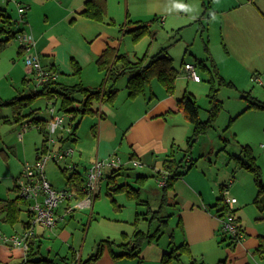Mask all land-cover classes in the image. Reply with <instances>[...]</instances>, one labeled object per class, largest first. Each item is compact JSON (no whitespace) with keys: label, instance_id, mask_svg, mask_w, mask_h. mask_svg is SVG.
I'll return each instance as SVG.
<instances>
[{"label":"rangeland","instance_id":"374dc122","mask_svg":"<svg viewBox=\"0 0 264 264\" xmlns=\"http://www.w3.org/2000/svg\"><path fill=\"white\" fill-rule=\"evenodd\" d=\"M253 1L264 8V0ZM241 3H243V0H130L128 21L149 22L157 17V22L151 28L152 31H155V35L153 37L146 35L134 41L129 34L122 36L119 34L118 39L120 40L116 43V49L119 53L127 54L131 60H135L145 54L149 56L161 48H166L167 53L173 60V66L179 73L175 84L180 85L186 93H193L194 96L191 97L199 107L198 114L201 121H206L209 117L210 109H212L214 103V99L209 98V93L213 94L215 91L216 100L220 107L214 121L211 123V127L194 138V141H191L193 137L192 126L183 117H180L185 120L187 127L180 126L177 131L178 138L175 140L174 148L170 154L172 157H174V153L175 156L180 154L177 162L183 165L190 166L193 163L190 168L193 169L192 181L206 191H214V203L221 204L217 198L220 197L223 186H227L228 189L224 187L222 197L227 189L230 192H228L230 197L239 200L238 204L241 203L240 198H242L243 205L238 211L239 215L244 213L242 224L264 233V208L259 209L256 206L257 204L254 203L257 195L256 181L251 172L240 168L237 160L240 151L243 154L247 152V156L253 157L255 165L259 168L260 181L264 185V110L246 109L248 107L247 93L264 102V21L260 20V23H258L253 19L243 23L236 17V19H232L236 22V27L227 32L223 24V15L219 16L218 14V11L229 10ZM2 7L10 14L11 19L16 21L14 28L18 29L19 19L15 17L16 8L13 1L6 3L4 0H0V8ZM245 8L243 7L240 10H245ZM261 11L264 13V10ZM249 12L246 9V17H250ZM232 16L233 12L228 15V18ZM162 21L163 23H160ZM17 44V40L11 39L2 45L3 50L0 49V101L2 102L12 101L29 95L30 92L36 90L35 79L30 75L31 69L24 65V60L28 54L18 59L13 47L10 48V45L18 47ZM211 61L216 65L218 75L225 83L218 84V77H215L212 71ZM182 62L196 65L194 66L200 77L199 83H195L188 78ZM198 63L205 64L211 73L208 74L205 69H201V65H198ZM97 76V74H91L89 78L100 83L101 80H97ZM212 81H214V86ZM61 82L66 86L80 83L78 77L68 78L65 76H61ZM229 82L230 85L227 84ZM125 83L126 78L122 77L115 85L117 98L115 97L113 107L118 114H124L121 125L130 123L131 115H129L127 107L134 104L126 97ZM99 85L87 87L98 88L101 86ZM177 93L180 95V92ZM79 96L76 99H80L81 96ZM167 96L158 81L154 79L146 90L144 98L147 102L152 101V104H154ZM142 98L138 99L141 101L135 102H142ZM47 101L44 96L31 98L23 113L28 114L30 111L39 110V117L43 121H50V115L46 111ZM59 104V101H57L56 109H58ZM79 106L78 102L74 104L76 108ZM109 119L112 120L110 117ZM77 123L74 133L77 136V141L73 144L69 143V145L77 152L81 149L77 148V145L83 146L85 144V151L89 152L91 150V142L89 141L92 137L91 127L95 123L94 114L79 115L72 122V124ZM25 124H27V121L22 123L12 122L11 107H0V233L5 235L18 230L21 222L26 219V215L21 213L18 222L12 225L8 224L4 219V213L1 211L3 201L11 200L16 196V192L13 190L15 180L20 176L25 163H34L37 150L41 148L43 141L42 133L34 125L21 134V126ZM45 127L46 125L44 130ZM59 136L60 133L58 132L54 135L55 138ZM68 136L69 133L64 134V138ZM71 138L74 137L71 136ZM89 142L90 144H88ZM48 146L50 144L45 142L44 148ZM113 156L120 158L122 162L127 161V151L124 145L118 148ZM186 157L188 158L187 161H185ZM84 160L85 158L82 159L81 163L85 164ZM81 163L79 164V170L84 177L86 170L83 169L84 165ZM154 163L155 168L159 169L162 161L156 160L149 167L146 162L141 167H134L131 161L126 162L123 173L126 175L123 177L121 175V181L132 188H138L144 182V189L151 188L153 193L144 191L143 194L141 191V199H149L150 207L156 210L161 191L154 182ZM62 168H65V162L58 165L48 163L45 168L47 179L57 189L65 188L66 177L69 175V170L63 173ZM140 173L146 176L142 178L144 180H137L136 175ZM103 174L105 175V170ZM110 197L105 195L104 189L101 198L107 200L108 203L124 200L127 206L124 213L129 214V210H131L132 215L135 214L133 207L128 206V204H133L134 200L128 197L126 193H111ZM118 203L120 204V202ZM145 210L144 207V212ZM172 213L173 216L167 219L166 227L162 226L158 237L149 243L153 245V248L167 252L171 247L170 234L172 232L175 233L173 244L179 245L181 243V240L177 238L178 213L176 211L165 208L159 214L158 220H152L151 217H148L149 221H153L151 225L150 222H143L137 216L131 219L130 224L134 227L135 221L138 220L137 225L140 229L153 233L158 224L163 221L162 217ZM227 217L228 214H224L222 219ZM85 222L86 220L82 224ZM100 222L103 223H101L99 230L97 229L98 223H94L89 229L88 227L86 229V244L82 254L83 261L94 253H86L88 247L92 244V239L96 242V247L102 243L104 238H107V235L113 239V236H111L112 229L102 228L104 221ZM78 229L77 231L82 235L83 232L80 228ZM93 235L99 238H94ZM41 248V254L44 256L47 250L46 245L43 244ZM55 252L56 250L53 251V253ZM2 254H0V264H22L24 259V254L20 255L17 250H7L4 255ZM59 254L64 253L60 252ZM224 254L222 257H224ZM255 257L257 264H264L258 255H255ZM49 259L58 262L55 256ZM217 259L209 254L204 261L200 257L198 259L189 255L183 256L181 260L184 264H221L219 263L220 260Z\"/></svg>","mask_w":264,"mask_h":264},{"label":"crops","instance_id":"0c3cea01","mask_svg":"<svg viewBox=\"0 0 264 264\" xmlns=\"http://www.w3.org/2000/svg\"><path fill=\"white\" fill-rule=\"evenodd\" d=\"M4 1L6 3L13 1L16 8L14 12L16 15L15 17L21 21H18V29L16 30H20V33L28 34L33 38L35 45L32 52L38 57L41 65L46 70L57 74L56 81L58 83L65 85L61 82V76H65L68 78L78 77L79 82L86 87L98 84L102 85L104 77L96 67V60L107 47L117 48L116 43L120 40L118 36L119 34L120 36L124 35V28L127 27L125 22L129 20L130 0H105V16L101 22L81 16L86 0ZM243 7H246L245 10H240ZM19 8H24L22 14L18 12ZM0 9H4V7ZM246 9L250 11V17H246ZM261 10H264V8L254 3L253 0H243V3L239 6L232 7L229 10L225 9L218 11V14L219 16L223 15V24L228 32L236 27V22L232 20L236 19V17L243 23L253 19L258 23H260V20L264 21V17L262 18L264 13ZM232 12L233 16L228 18V15ZM160 23H163V21ZM14 40L16 41V39ZM17 45L18 47L16 45H10V48L13 47V51H15L19 59L22 58L25 53L20 48L19 43ZM0 49L3 50L2 47ZM74 61L80 67L79 76L73 73L72 63ZM91 74H97L98 76L96 78L97 80H101L100 83H97L98 81H92L89 78ZM30 75L34 78L32 72ZM177 92H180V95H178ZM184 93H186V91L182 89L180 85L175 84V91L171 96L168 95L154 104H152V101L147 102L145 100V94L134 99H129L126 96L127 99L134 104H132L133 106L127 107L129 109L128 113L131 115L130 123L123 125H121V119L124 114H118L113 107L115 99L112 104L93 102L92 111L94 112L95 123L93 127H91L92 137H90L89 140L91 142V150L86 152L84 148L86 145L84 144L81 146L78 144L77 148L81 149L75 152L72 159L69 160V163L74 165L76 170L80 172L79 164L82 162L83 158H85L83 161L85 164H81L84 165L83 169L86 170L95 160H105L112 157L116 150L124 145L127 151V161H121L122 166L117 168L119 170L114 174L116 175V183L121 185L126 184L121 181L122 177L126 175L123 174L126 162L137 160L141 164L139 167L144 166V162H146L149 167L156 160H161L162 163L159 169L155 168V163L153 164L155 170L154 182L161 191L158 197L159 204L156 210L159 208H161V210L168 208L170 211H176L178 213L176 223V228L178 230L177 238L181 240V243L184 242L187 244L189 256L198 259L200 257L204 261L205 257L210 254L218 258L217 260H220L219 263L221 264H257L254 250H256L259 245V237L264 236V233L242 224L244 213H242V215L238 214V211L243 205L242 198L239 197L241 203L238 204L239 200L234 197L237 206L235 204L233 208H235L234 216L243 233V238L234 246H229L228 242L220 243V226L222 220L219 219L215 210L209 209L215 202V193L214 191L209 192L208 190L207 193L205 189L195 185L191 179L193 169H190L183 176L174 180L168 188L163 189L158 186L157 180L161 178L162 174L165 172L162 169L163 161L171 158L170 153L174 148L175 140L178 138L177 131L181 125H184V128L187 127L186 122H184L185 120L187 121V119L176 106L177 100L180 99ZM187 94L190 96L193 95V93ZM140 97H143L142 102H135L141 101L138 100ZM109 117L112 118V120H110ZM180 117H183L185 120H182ZM73 137L74 138L70 137L66 144L75 143L77 141V136L74 135ZM90 142L88 144H90ZM179 155L180 154H177L175 156L174 153V157L172 158L175 162H177ZM131 157H133V159H131ZM187 160L188 158L186 157L185 161ZM104 170L105 175L103 174L104 178L102 177L101 179L100 192L92 208L75 210L72 214L60 219L53 228L36 227L34 229L35 234L32 236L34 239L33 241L40 246L41 252L42 245H46L47 250L45 256L49 258L57 255L71 257L75 254L78 259L82 260V254L86 244L85 235L87 227L89 229L92 224L98 223L97 229L99 230L101 223H103L100 221H104L102 228L112 229L111 236H113V239L107 235V238H104L102 243L108 240L112 241L113 244L107 245L104 243L100 258L90 264H162L161 257L165 251L153 248V245L149 243L135 250L130 257L112 258L111 251L115 253L120 251H118L119 248L116 245L120 243L125 244L127 242L131 243L135 231L147 233L144 229L142 230L138 227V220L135 221L133 227L132 224H130L131 219L137 216L140 217L143 222L149 223L150 221L147 218H152L153 212L156 210L150 207L149 199H141V191L143 194L144 191L153 193L151 188L144 189V182L143 185L140 184L138 188H132L126 184V189L129 187L134 190L132 192L130 191L134 198L139 196V203L134 201L133 204H128V206L133 207L135 213L133 215L131 210H129V214L127 212L124 213V210L127 208L124 200L108 203L107 200L101 198L104 189L105 195L110 197L107 182L116 169L105 168ZM136 177L141 178L146 176L140 173L136 175ZM138 180L144 179L141 178ZM50 183L53 185L52 182ZM224 187L227 186H223L222 192ZM13 190H15L14 185ZM125 191L119 193H125ZM135 191H138L139 195L134 193ZM227 191L229 192V190ZM118 202H120V204ZM64 207L65 206L62 205L57 210V214H62ZM144 207L146 208L145 212ZM23 213L25 212L23 211ZM171 216H173V213ZM85 220L86 222L82 224ZM25 221H28L27 215ZM23 222H21V226L18 230H14L7 235L0 234L10 236L13 233L22 232L26 227ZM178 223H180V227L177 226ZM151 224L152 223H150V225ZM78 228L83 232L82 235L77 231L79 230ZM172 233L173 238H171V240L174 243L175 233ZM93 237L99 238L95 237V235H93ZM94 242L95 241L92 239V244L86 251L87 254L91 252H94L92 255L95 254L96 242ZM7 250H17L20 255L24 254L23 249L20 247H14L10 243H0V254L3 253L2 255H4V252ZM54 250H56L55 253H53ZM60 252L64 254L60 255ZM223 254L224 257H222ZM260 260H262V263L264 262L263 259L260 258Z\"/></svg>","mask_w":264,"mask_h":264},{"label":"trees","instance_id":"16d2710c","mask_svg":"<svg viewBox=\"0 0 264 264\" xmlns=\"http://www.w3.org/2000/svg\"><path fill=\"white\" fill-rule=\"evenodd\" d=\"M81 16L101 22L105 16V0H86V2L84 3V9L81 12ZM156 22L157 17H154L149 22H129L126 20L125 25L127 27L124 28V34H129L130 36H132V39L134 41H137L141 37L146 35L153 37L155 35V31H152L151 28ZM14 27L15 21L11 19L9 14L4 9H0V48L4 43H7L11 39H15L16 35L20 33V30H16ZM211 63L212 71L215 77H218V84L225 83L224 80L218 75L216 65L212 61ZM182 64L184 65L185 63L182 62ZM198 65H201V69H205L208 74L211 73L210 70L206 68L205 64L198 63ZM96 67L104 77L102 85L98 88H89L82 85L81 83L72 86H66L58 83L55 80L46 83L44 86H42V88L30 92L29 95L22 96L12 101H0V107H11L12 122L22 123L24 121H27L35 125L40 130V133H42L43 141L41 147H43L46 137V131L44 130L46 121H43V119L39 117V110L30 111L28 114L23 113L25 107L29 105L31 98H34L36 96H44L47 100H50L53 96H56V102L59 101L60 103L58 107V110L60 112L73 114L78 117L79 115H83L86 113L94 114V112L92 111L93 102L100 101L105 104H112L117 94V89L115 88L116 82L122 77L126 78L125 89L127 91V97L129 99H134L136 97L144 95L154 79L158 81L167 95H172L175 91L176 78L179 75L178 71L173 66V60L167 53L166 48H161L160 50L149 56L145 54L141 58L131 60L127 54L118 53L115 48L107 47L98 56L96 60ZM72 70L74 75L79 76L80 67L76 64L75 61L72 63ZM212 82L214 86V81ZM227 84L230 85L231 83L229 82ZM78 95L81 96L80 99H76ZM209 98L214 99V103L212 109H210L209 117L206 121L200 120L198 114L199 107L196 101L189 94L184 93V95L177 100V108L182 111L185 118L192 126L193 137L191 141H194V138L203 133L207 128L211 127V123L214 121L216 113L219 110L220 106L216 100L215 91L213 94L209 93ZM246 99L248 100V107L246 109L254 108L264 110V102L252 97L250 93H247ZM77 102L80 104V106L76 108L74 107V104ZM75 130L76 128H74L73 134L75 133ZM244 151L246 152L245 148ZM170 157L171 158L169 160H164L162 164V169L167 174L166 184L163 189L170 187L174 180H176L180 176H183L193 165V163H191L190 166L183 165L180 162H175L171 154ZM131 159H133V157H131ZM237 160L239 161V166L242 169H245L253 174L257 185V195L254 199V203L257 204L256 206L259 209L264 208V185L260 181L259 168L257 165H255L254 158L247 156V152L243 154L240 151V156L237 157ZM118 170L119 169L113 171L107 182V188L110 192V196L111 193H119L126 190L125 193L127 194V196L139 203V196L134 198L131 194V192L134 190L130 189L129 187L128 189H126V184L118 185L116 183V175L114 174H116ZM62 172L65 173L64 171ZM141 178L137 177V180ZM67 184L73 187L77 191V193L81 195V189L84 184V177L77 170H73V172H70L66 177V185ZM134 193L138 194L139 192L135 191ZM217 199L221 202V204H218L216 202L211 205L209 209L215 210L218 217L222 218L224 214L234 213V211L229 212L228 208L223 204L222 192L220 197H218ZM1 211L4 213L5 221L8 224L12 225L18 222L20 214L23 213V211L25 212V202L22 201L19 197L15 196L11 200L3 201ZM161 212V208L154 211L152 220H158L159 214H161ZM26 215L28 217L27 213ZM169 217H171V215L162 217L163 221H161V224H158L153 233H143L142 231H135L131 243L127 242L125 244L120 243L116 245L119 248L118 251H120L118 253L111 251L112 258L118 259L132 256V253L135 250L140 249V247H142L144 244H148L153 239L158 237L160 228L162 226L166 227L167 219ZM152 220H150V223L153 222ZM23 223H25V226H27V222L25 220ZM177 226L180 227V223H178ZM170 237L173 238V233L170 234ZM220 237V243L228 242L229 246H234L237 243V241L234 239L232 240L224 236ZM33 240V238L29 240L28 249L25 252L22 264H90L91 262H94L100 258L104 243H106L107 245L113 244L112 241L108 240L104 241V243H100V245L96 247L95 254L84 261L78 259L75 254L71 257L57 255L55 256L58 261L56 263V261L49 259L48 256L44 257L45 255L43 256L41 254L40 246ZM170 246L171 247L169 251L162 254L161 263L184 264L181 260V257L184 255H190L187 244L182 242L179 245H175L172 241L170 242ZM255 255H258V257L264 260V236L259 237V245L255 250Z\"/></svg>","mask_w":264,"mask_h":264},{"label":"built area","instance_id":"2783aa9c","mask_svg":"<svg viewBox=\"0 0 264 264\" xmlns=\"http://www.w3.org/2000/svg\"><path fill=\"white\" fill-rule=\"evenodd\" d=\"M18 12L22 14L24 8H19ZM15 39L23 52L28 54L24 60V65L31 69L36 82V89L42 88L50 81H55L57 74L46 70L41 65L38 57L32 52L35 45L33 38L28 34L19 33ZM183 68L187 72L188 78L194 82H200V77L196 73L193 64L185 63ZM55 97L53 96L46 104V111L50 115L51 120L46 121L45 124V142L49 143L50 146L44 148V142L43 147L37 151L34 163H25L20 176L15 180L14 188L17 197L25 202V212L28 214L27 226L22 232L13 233L10 236L0 234V243H10L14 247H20L23 249L24 254L28 249L29 240L35 234L34 229L36 227L53 228L60 219L72 214L75 210L91 209L100 192L104 169H117L122 166L121 160L114 156L105 160H95L86 169L81 195L68 184L63 189H57L51 185L45 170L48 163L58 165L61 162H65V168H62L61 171L66 172L69 170L70 173L76 170V167L69 163V160L75 154V150L69 144H64V142H68L70 137L74 136L73 131L77 124H72V122L77 119V116L63 112L59 114L60 111L56 109ZM30 126H33L31 122L22 125L20 133H25ZM57 132L60 133V136L55 138L54 135ZM65 133H69L67 138H64ZM131 163L134 167L141 165L137 160H132ZM166 175V173H163L161 178L157 180L159 187L163 188L165 186ZM224 192V204L231 212L234 210L236 199L230 197L227 190ZM62 205L65 206L63 213L57 214V210ZM227 214L228 217L226 219L221 218V236L234 239L238 243L243 238V233L234 214Z\"/></svg>","mask_w":264,"mask_h":264}]
</instances>
